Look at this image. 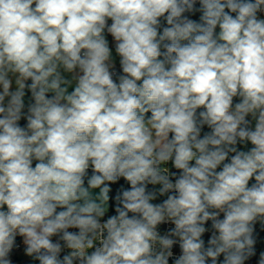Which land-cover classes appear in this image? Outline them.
I'll return each mask as SVG.
<instances>
[{
  "label": "clouds",
  "instance_id": "1",
  "mask_svg": "<svg viewBox=\"0 0 264 264\" xmlns=\"http://www.w3.org/2000/svg\"><path fill=\"white\" fill-rule=\"evenodd\" d=\"M258 223L264 0H0V264H248Z\"/></svg>",
  "mask_w": 264,
  "mask_h": 264
},
{
  "label": "trees",
  "instance_id": "2",
  "mask_svg": "<svg viewBox=\"0 0 264 264\" xmlns=\"http://www.w3.org/2000/svg\"><path fill=\"white\" fill-rule=\"evenodd\" d=\"M255 236H256V241H257L256 254L250 259L248 264H258L260 255L264 252V227L262 228L256 227Z\"/></svg>",
  "mask_w": 264,
  "mask_h": 264
},
{
  "label": "built area",
  "instance_id": "3",
  "mask_svg": "<svg viewBox=\"0 0 264 264\" xmlns=\"http://www.w3.org/2000/svg\"><path fill=\"white\" fill-rule=\"evenodd\" d=\"M256 227L262 228V226L259 223L256 225ZM18 244L20 246L14 250V256H13L14 264H30V259L24 255L22 241L18 240ZM175 251L178 252L179 249L176 248Z\"/></svg>",
  "mask_w": 264,
  "mask_h": 264
},
{
  "label": "rangeland",
  "instance_id": "4",
  "mask_svg": "<svg viewBox=\"0 0 264 264\" xmlns=\"http://www.w3.org/2000/svg\"><path fill=\"white\" fill-rule=\"evenodd\" d=\"M264 253V252H263ZM29 258V257H28ZM31 260V258H29Z\"/></svg>",
  "mask_w": 264,
  "mask_h": 264
}]
</instances>
